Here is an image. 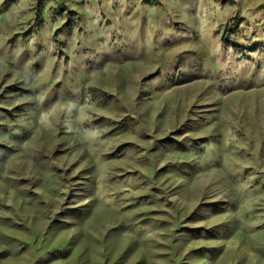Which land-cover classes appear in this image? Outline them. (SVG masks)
I'll return each instance as SVG.
<instances>
[{
  "label": "rangeland",
  "instance_id": "374dc122",
  "mask_svg": "<svg viewBox=\"0 0 264 264\" xmlns=\"http://www.w3.org/2000/svg\"><path fill=\"white\" fill-rule=\"evenodd\" d=\"M0 264H264V0H0Z\"/></svg>",
  "mask_w": 264,
  "mask_h": 264
}]
</instances>
